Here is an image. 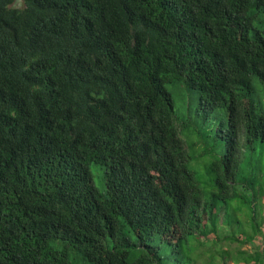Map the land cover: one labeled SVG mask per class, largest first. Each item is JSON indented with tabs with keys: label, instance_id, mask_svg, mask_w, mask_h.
Wrapping results in <instances>:
<instances>
[{
	"label": "trees",
	"instance_id": "1",
	"mask_svg": "<svg viewBox=\"0 0 264 264\" xmlns=\"http://www.w3.org/2000/svg\"><path fill=\"white\" fill-rule=\"evenodd\" d=\"M15 1L0 264H264V0Z\"/></svg>",
	"mask_w": 264,
	"mask_h": 264
},
{
	"label": "rangeland",
	"instance_id": "2",
	"mask_svg": "<svg viewBox=\"0 0 264 264\" xmlns=\"http://www.w3.org/2000/svg\"><path fill=\"white\" fill-rule=\"evenodd\" d=\"M20 1L21 0H16L15 3H14V6L20 5ZM167 87L170 90V92L172 93V96H173V99H174V102H175L176 113L180 116V118L183 117L182 115H186L187 116L188 115L187 108L189 106L188 94L186 92H184L183 90H178L177 88H175V87H173L171 85H168ZM185 131L187 132V129L183 130L181 132V134H183V132H185ZM191 139H193V141H195L196 140V135L192 134ZM187 143H189V144L191 143L190 139L188 140ZM195 148L193 147L194 151H195ZM94 181H95V184L99 188L100 187V182H99V179H98L97 175L94 176ZM247 247L248 246H245L244 248H247ZM217 264H221V263L219 262Z\"/></svg>",
	"mask_w": 264,
	"mask_h": 264
}]
</instances>
